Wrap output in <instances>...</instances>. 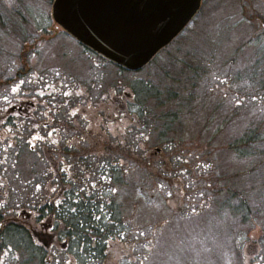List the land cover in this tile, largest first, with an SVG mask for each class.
I'll return each mask as SVG.
<instances>
[{
    "label": "trees",
    "instance_id": "1",
    "mask_svg": "<svg viewBox=\"0 0 264 264\" xmlns=\"http://www.w3.org/2000/svg\"><path fill=\"white\" fill-rule=\"evenodd\" d=\"M39 1L47 2L50 7L53 0ZM242 7L238 17L251 29V35L240 44L254 49L256 59H248L246 70H239L236 66L237 57L241 55L239 44L226 53L216 67L214 57L207 63L205 59H208L203 56L202 60L197 58V64L184 65L185 68L177 73L179 77L157 69L148 75L149 80H129L134 101L127 106L133 124L121 145L126 149L112 152L107 148L105 153L112 157L107 161L99 159L96 165L101 168H90L87 162L90 153L85 157L83 154L74 156L78 140L84 143L85 134L81 127L64 123L55 111H47L49 120L47 116L40 118L39 114L43 112L36 104L35 113H27L16 122L7 119L4 127L10 139L0 137V255L8 251L9 263L15 264H105L110 249L117 244L132 250L119 264H150L154 256V264H171L172 260L181 264H201L205 263V255L197 257L200 250L192 256L186 251L162 250L158 247V238L159 231L175 215L182 222L188 220L191 223L193 219L201 218L203 212L207 215L208 207L220 223L229 218L243 227L242 231L232 234V247L239 249L232 250L234 261L231 264L243 263L240 245L246 242L248 233L255 226L262 231L255 242L262 258L259 264H264V108L249 109V101L242 106L233 102L236 95L251 97L252 91L258 93L259 99L264 97V30L259 32L261 26H255L257 22L264 25V17L259 11L247 15ZM237 14L234 11L225 18L240 23L234 16ZM28 16L26 18L25 14L0 0V66L8 58L17 61L19 67L15 78L27 74L25 54L31 51L32 43L44 35L50 36L52 27H56L50 11L46 16L43 13ZM11 43L19 46L20 53H10L7 44ZM85 53L86 50H82V54ZM251 53L245 58L251 57ZM214 68H224L222 79H226L233 90L231 98H222L224 92L210 98L211 79L215 76L208 78L206 70L212 72ZM7 83L6 79H0V91ZM97 88L100 87L96 84ZM100 89L92 96L99 95ZM206 101L208 107L203 104ZM242 109L255 112V119L249 120V114H244L246 111L240 112ZM196 116L199 121L195 120ZM32 120L39 129L32 130L31 134ZM136 125L145 126L150 133L141 129L134 131ZM193 127L198 138V130L203 131L204 136L208 135L205 138L208 143L215 136L224 135L228 140L221 151L222 165L241 163L240 169L218 168L216 163L219 161H215L216 168H213L214 159L213 162L204 159L200 151V159L195 160L197 169L193 180L191 174L195 168H187L186 160L194 161V155L196 158L199 155L196 152L191 155L192 151L182 149L191 147L188 143L192 138L184 140L183 137L184 131ZM155 129L154 137H151ZM68 131L72 132L70 135H78L76 142L68 137ZM146 138L148 141L152 138V146L159 147L161 153L150 154L149 147L143 149L141 143ZM47 140L50 145L46 150ZM176 140L179 143L173 148ZM123 151H126L125 155H122ZM207 153L212 155L211 151ZM121 156H124L125 166L121 164ZM32 157L34 162L39 161L38 165L33 163ZM22 161L36 167L20 168ZM66 165L70 167L67 170ZM193 182L196 183L194 187ZM130 192L132 205L127 204L131 202L127 198ZM176 192L186 198L185 204L177 209L167 203L170 195ZM136 197L147 205L148 211L154 212L155 221L149 230L136 223L139 213H135V207L139 212L143 204ZM124 198L127 199L125 205ZM167 212H170L168 219L164 215L160 218ZM38 224L42 228L38 229ZM202 227L200 230H205L206 227ZM205 236L209 238V233L198 234L201 244ZM179 244L183 245L185 241L179 239ZM203 246L201 250L207 254L211 245ZM211 261L214 260L211 258Z\"/></svg>",
    "mask_w": 264,
    "mask_h": 264
},
{
    "label": "rangeland",
    "instance_id": "2",
    "mask_svg": "<svg viewBox=\"0 0 264 264\" xmlns=\"http://www.w3.org/2000/svg\"><path fill=\"white\" fill-rule=\"evenodd\" d=\"M4 1L15 10L25 14L26 18L29 17L28 14L35 17L38 16L39 13H43V15L46 16L47 9L49 10V5L39 0ZM242 5L244 6L245 14L249 15L250 12L259 11L264 17V0H203L200 11L201 14L197 17H195L196 15L194 16L195 19L189 24L185 33H181L169 45L159 51V53L154 56L153 60L139 71L131 70L128 72H119L115 66L107 64L103 61L104 59L102 60L100 57L98 58L88 53L82 54L79 44L70 37L58 33L56 28H54V32H51L50 36L44 35L41 39L37 38V41L33 42L32 46H30V48L32 47L31 51L26 54L24 53L27 55V74H24L20 78H15L14 74L19 67V63L10 58L6 59L0 66V79H6L7 82H9L5 86H2L0 91V137L10 139V134L6 127H4L7 119L16 122L21 116H27V113H35V105L37 104L41 107L43 112L39 114L40 118L47 116V120H49L50 118H48L49 114L47 111L53 110L57 117H62V119L65 120L64 123L73 125L77 128L81 127L86 140L84 143L78 140L79 145L77 151H73L75 154L74 156L83 154L85 157L86 153H90L87 161L91 165L90 168H101L96 165L99 159H105L107 161L112 157L105 153L107 148L112 152L126 149L121 145L124 144V139L129 136L127 131L128 129H132L131 126L133 124L128 116L127 106L134 101V94L130 89L128 78L149 80L148 75L153 74L157 69H164L173 76L175 73V75L179 77L177 73L180 69L185 68L184 65L190 66L191 64H197V58L202 60L203 56L208 59H205L207 63L211 62L209 58L212 59L214 57L213 64L216 63V67L217 64L220 63L219 60L225 58L223 56H225L226 53L231 52L235 46L237 48V45L242 43L244 38L251 35V29L238 17V15L241 16L242 14L239 12L243 9ZM234 11L238 12V14L234 16L240 19V23H235L234 20L228 21L225 18ZM3 18L7 17L4 16ZM261 24L262 22L255 23V26H261L259 32L264 30V25ZM25 31L26 29L23 32ZM44 38H49V40H45ZM15 41H17V37H15ZM249 46H251V44H249ZM7 47H9L8 50L12 54L20 53L19 46L17 47L15 43L7 44ZM238 47L241 55L237 57L236 66L239 70L243 71L244 69L246 70V62L248 59H256L255 53L253 52L255 50L246 45L242 47L241 44ZM24 51L25 50H22V52ZM250 53L251 57L245 58V56ZM9 64H11V66L6 67V65ZM200 69L203 70L201 67ZM223 70L224 68H214L212 72L210 69L206 70V76L208 78L215 76L214 79H211L214 90L211 96H214L215 93L221 95V93L224 92L227 95L223 94L225 97L222 98L228 96L231 98L233 90H230V86L227 84L226 79H222ZM92 75H94V79H91ZM21 81H23V83H21ZM96 84L102 88L105 93H102L100 88L96 89ZM14 86L17 87V91L15 92L12 91ZM99 89V95L92 96V94L98 92ZM199 92L202 93V91ZM252 94L251 97L236 95L233 102L238 106H242L245 102L249 101V109L253 108L256 110L257 108H264V97L259 99L258 93L255 91H252ZM5 97H7V99H5ZM258 99L259 101H257ZM203 104L207 107L209 105L207 101ZM36 111L39 113V110ZM240 112H245L244 114H246V116L249 114V120H253L255 119L254 117H256L253 115L255 112L249 113L244 109L240 110ZM194 115L199 114L194 112ZM195 120L199 121V117L196 116ZM32 121L33 126L31 127V134L33 132L32 130L39 129L35 121ZM83 126H86L87 129L86 127L83 128ZM136 127L134 131L141 129L142 131L150 133L145 126L136 125ZM152 129H154V126H152ZM193 130L194 127L192 129L188 128L187 132L184 131V140L187 138L193 139V137L195 139L193 141L190 139L188 144H191V147H183L182 149L184 151H192L191 155L196 152L199 158H196L194 155V161L186 160L188 164L186 165L187 168H195L197 162H195V160L200 159L199 152L202 151L204 159L211 160L212 162L214 159L213 168H216L215 161H219V163H216L218 168H225L228 171L240 169L241 163H233L232 165V162H227L229 167L222 165L224 159L222 158L223 152L221 151L222 149L224 150L225 143L228 140L224 135H217L208 143L205 140L208 135L204 136L203 131L200 132L198 130V138L195 130ZM155 131L156 129L154 132L152 130L150 134L151 137L155 134ZM40 132L42 133V130ZM71 133L72 132L68 131V137L72 138L71 140L73 142H76V137H78V135H70ZM39 136L46 140L42 134H39ZM151 141L152 138L149 141L147 138L144 139V143H141V147L143 149L149 147L147 149H150V154L161 153V151L158 150L159 147H156L155 144L152 146L153 143H151ZM178 143V140L174 141L173 148H177ZM40 144L44 146V144ZM49 145L47 140L45 142L46 150ZM208 151H211L212 155H209L207 153ZM125 154L126 151H123L122 155ZM121 157L123 158H121V164L124 163L123 166H125L124 156ZM62 159L66 160L65 157H62ZM31 160L33 161V157ZM25 162L26 161L20 162V164H22L20 168L36 167L32 164L26 165ZM33 163L38 165L39 161H33ZM242 166L244 165L242 164ZM64 168L67 170L70 167L66 165ZM196 169L197 168H195L191 174L193 180H195L196 177ZM198 172L200 173L201 170ZM195 184L196 183L193 182V187ZM130 194L131 192L127 197L131 199V202L129 201L127 203L128 205H132L133 200ZM135 199L139 200L137 197ZM185 199L186 198L181 193L176 192L170 195L167 203L172 208L177 209L185 204ZM126 201L127 199L125 200L124 198V201H122L124 205ZM139 201L143 203V201ZM212 202L213 199H211V203ZM135 209V213H139L136 220L137 225L142 229L149 230L155 221L153 217L154 212L148 211L145 203L142 204L141 211L138 212L137 206ZM207 209V215L203 212L201 218L193 219L191 223H188V220L186 223L182 222L180 217L175 215L173 220L167 224L165 223L163 230L159 231L160 237L158 240H160V243L158 247L162 250L170 249L174 251V253L186 251V253H190L191 256L196 253L198 249L201 253H197V257L202 258L205 255V263L201 264H231V262L234 261L232 250L237 251L239 249L232 247V234L242 231L243 227L240 223L229 218L220 223L219 220L214 219V213L211 208L207 207ZM164 210L165 209H163V212ZM169 214L170 212L163 213L160 215V218L164 215L167 216L168 219L170 216ZM160 218L157 219L159 220ZM262 221L264 220L262 219ZM222 224H225V226ZM202 226L206 227L205 230H200L203 228ZM37 227L38 229L42 228L40 224H38ZM206 232L209 233V238L205 236L202 244L207 245L209 243L211 248H208L207 254H204L201 250V247L204 246L201 244V240L198 239V234H207ZM261 232V228L255 226L250 233H248V241L240 245V253L242 254L245 264H259V261L262 259L259 254V248L255 242ZM179 239H183L185 244L180 245ZM131 251L132 250H126L121 245L114 244L110 249L109 258L105 264H119V261L129 255ZM17 258L18 253L16 252V259ZM211 258L214 261H211ZM153 259L151 260V264H154L152 263ZM0 264H15L13 262L9 263L8 251H3L0 255ZM171 264H181V262L175 263V261L172 260Z\"/></svg>",
    "mask_w": 264,
    "mask_h": 264
},
{
    "label": "water",
    "instance_id": "3",
    "mask_svg": "<svg viewBox=\"0 0 264 264\" xmlns=\"http://www.w3.org/2000/svg\"><path fill=\"white\" fill-rule=\"evenodd\" d=\"M201 0H54L52 17L79 42L137 69L198 11Z\"/></svg>",
    "mask_w": 264,
    "mask_h": 264
},
{
    "label": "snow or ice",
    "instance_id": "4",
    "mask_svg": "<svg viewBox=\"0 0 264 264\" xmlns=\"http://www.w3.org/2000/svg\"><path fill=\"white\" fill-rule=\"evenodd\" d=\"M21 83H23V81H21ZM12 91H13V92L17 91V87L14 86V87L12 88ZM5 99H7V97H5Z\"/></svg>",
    "mask_w": 264,
    "mask_h": 264
}]
</instances>
